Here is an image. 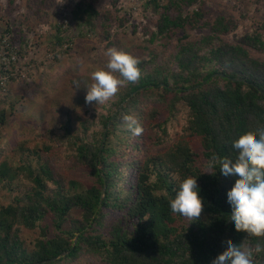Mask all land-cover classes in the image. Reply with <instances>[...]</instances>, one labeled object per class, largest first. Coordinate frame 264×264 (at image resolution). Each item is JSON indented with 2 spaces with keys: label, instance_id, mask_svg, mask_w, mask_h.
<instances>
[{
  "label": "trees",
  "instance_id": "trees-1",
  "mask_svg": "<svg viewBox=\"0 0 264 264\" xmlns=\"http://www.w3.org/2000/svg\"><path fill=\"white\" fill-rule=\"evenodd\" d=\"M96 2L80 0L71 20L82 36L93 35L99 42L95 51L101 69L108 63L107 50L115 48L136 57L142 75L120 87L112 101L115 111L102 115V129L86 143L81 134L88 128L80 117L77 122L84 129L75 127L73 118L98 105L85 102L94 81L86 73H77L68 90V105H60L61 110L76 112L69 113L62 126L74 150L73 165L57 170L51 156L25 146L15 149L18 159L12 162L2 158L0 149V185L12 196L9 205L0 206V264H81L91 257L106 264H216L228 244L264 245V238L239 233L229 223L227 197L236 181L225 182L218 165L210 173L208 167L213 154L235 167L233 145L264 127V62L251 55V51L264 52V31L230 44L224 37L233 22L221 14L211 18L206 0H145L144 10L153 12L157 24L140 43L121 32L127 13L115 3L104 9ZM55 27L50 52L61 50L55 55L56 63L60 52L70 55L75 39L66 41L62 27ZM198 29H209L210 35L194 37ZM9 33L6 28L0 46L12 49L9 40L4 43ZM10 48L7 58L22 54ZM137 50L146 51L150 60L139 59ZM161 55L169 61L156 65ZM149 65L155 67L146 72ZM0 70L10 87L14 66L10 62ZM146 101L159 102L163 111L161 106H145ZM182 102L188 111L185 134L166 148L170 125L180 115L177 104ZM14 106L11 96L0 95V133L8 124L7 108ZM163 113L167 117L153 123ZM128 116L141 122V134L129 130ZM193 137L200 139V154L191 145ZM150 147L157 151L150 152ZM44 150L50 152L52 147ZM77 164L91 170L94 183L86 186L72 176ZM173 173L181 179L197 178L204 200L199 218L171 212L170 201L178 188ZM22 226L37 232L34 241L29 243L20 235ZM256 264H264V253L256 257Z\"/></svg>",
  "mask_w": 264,
  "mask_h": 264
},
{
  "label": "rangeland",
  "instance_id": "rangeland-1",
  "mask_svg": "<svg viewBox=\"0 0 264 264\" xmlns=\"http://www.w3.org/2000/svg\"><path fill=\"white\" fill-rule=\"evenodd\" d=\"M79 1L0 0V38L6 28H9L11 33L7 35L8 39L4 43L9 40L13 45L12 49L7 44L0 46V68L4 65L8 66L11 62L15 72V79L9 85L10 87L5 86L0 89V95L11 96L15 100L14 109L7 108L8 124L0 133L2 158L16 162L18 156L15 149L25 146L29 149L41 150L42 155L51 156L53 166L57 170L63 169L65 165L71 166L76 161L74 150L70 148V139L62 130V126L66 123V116L76 112L68 109V111L61 110L60 105L62 107L68 105V100H70L68 90L72 88L71 81L76 78L78 72L86 73L91 78L92 72L101 69L95 51L99 42L91 38L93 35L87 36V39L82 36L83 32L79 30L77 23L71 20L72 10ZM144 2L145 0H98L95 5L108 9L112 8L115 3L117 8L128 14H126L127 24L121 32H125L128 34L127 37L138 39L142 43L155 31L157 24V17L153 12L144 10ZM204 7L211 18L221 14L226 20L233 22L232 30L224 37L227 43L235 44L245 35L264 31V0H206ZM55 26L62 27L63 35L61 36H65L66 41L75 39L72 42L73 50L70 55L60 52L59 61L56 63L55 55L61 50L58 49L55 53L50 52V44L57 32ZM134 30L135 33L131 34ZM193 35L194 37L210 35V31L209 29H198L193 32ZM7 48L14 49V52L21 51L22 54H9L11 57L9 59L6 57L8 56ZM84 52L89 54L88 59L83 56V54L87 56ZM136 54L141 60H150L146 51L137 50ZM251 55L264 62V52L251 51ZM168 61L169 58L166 55H161L160 58L159 56L156 58V65L168 63ZM154 67L149 65L146 72H151ZM9 70L12 68L9 67ZM50 80L52 83L47 85L46 82ZM113 100L114 96L103 106L101 104L97 108L92 106L74 115L75 127L81 125L77 122V117H80V121L88 128L81 134L86 143L92 141L94 134L102 129L99 124L102 115L115 111L112 105ZM145 106H161V111L164 109V105L155 101H146ZM177 109L180 110V115L170 125L171 135L166 148L171 147L185 134L184 129L188 121L187 106L182 102L177 104ZM166 117V113L160 114L153 123H160ZM82 129L84 127H81ZM148 136L153 137L152 131H149ZM157 138L159 139V136L155 133V141ZM126 139L127 142L131 141L127 137ZM190 141L194 150L200 154L202 152L200 139L193 137ZM47 146L52 147L50 152L44 150ZM122 148L125 149L126 146ZM156 151L157 148L150 147V152L155 153ZM77 165L78 168L73 170L72 176L86 186L94 183L95 179L91 175V170L81 164ZM11 201V194L0 185V206H7ZM78 213L75 211L74 216H78ZM20 235L30 243L37 237V232L27 230L22 226ZM81 264L106 263L96 261L91 257Z\"/></svg>",
  "mask_w": 264,
  "mask_h": 264
},
{
  "label": "clouds",
  "instance_id": "clouds-1",
  "mask_svg": "<svg viewBox=\"0 0 264 264\" xmlns=\"http://www.w3.org/2000/svg\"><path fill=\"white\" fill-rule=\"evenodd\" d=\"M108 63L105 69L92 72L94 83L87 88L85 102L91 105L105 104L126 82H136L142 72L140 61L122 51L110 48L106 52ZM128 128L134 135L142 133L141 122L134 116L126 117ZM232 151L236 154L235 167L229 162L220 161L213 154L208 162L209 173L217 165L225 182L236 181V185L227 197L230 209V224L239 233L249 237L264 238V127L257 129L254 135H248L234 144ZM173 180L178 184L175 198L170 201V209L187 219L199 218L204 208V200L198 187L197 178L181 179L176 173ZM227 251L216 264H256V257L264 253V245L255 248L243 244L226 246Z\"/></svg>",
  "mask_w": 264,
  "mask_h": 264
},
{
  "label": "built area",
  "instance_id": "built-area-1",
  "mask_svg": "<svg viewBox=\"0 0 264 264\" xmlns=\"http://www.w3.org/2000/svg\"><path fill=\"white\" fill-rule=\"evenodd\" d=\"M0 86H1V89L5 87V77L2 74H0Z\"/></svg>",
  "mask_w": 264,
  "mask_h": 264
},
{
  "label": "water",
  "instance_id": "water-1",
  "mask_svg": "<svg viewBox=\"0 0 264 264\" xmlns=\"http://www.w3.org/2000/svg\"><path fill=\"white\" fill-rule=\"evenodd\" d=\"M105 137H106V135H105ZM105 137H104V140H105ZM103 147H104V144L102 145L101 150L103 149ZM103 195H104V192L102 193V198H103ZM101 204H102V199H101L100 207H101ZM75 244H76V241H75Z\"/></svg>",
  "mask_w": 264,
  "mask_h": 264
}]
</instances>
